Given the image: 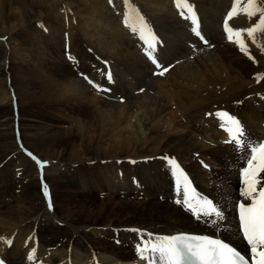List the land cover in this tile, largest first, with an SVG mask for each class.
<instances>
[{"label": "bare ground", "instance_id": "1", "mask_svg": "<svg viewBox=\"0 0 264 264\" xmlns=\"http://www.w3.org/2000/svg\"><path fill=\"white\" fill-rule=\"evenodd\" d=\"M184 5L197 9L205 46L175 15ZM104 6L129 21L123 34ZM233 7L229 27L241 31L245 51L220 28ZM246 7L247 0H0V37L8 35L0 47V173L13 170L30 191L12 203L0 197L4 264H148L137 247L174 233L238 247L228 213L246 188L235 168L243 155L226 143L216 114L239 119L247 140L264 136V30L247 34L260 13L248 16ZM131 23L141 25L133 31ZM137 35L165 75L147 80L153 70L133 46ZM165 159H175L194 195L212 199L222 220H197L175 204L183 195Z\"/></svg>", "mask_w": 264, "mask_h": 264}, {"label": "snow or ice", "instance_id": "2", "mask_svg": "<svg viewBox=\"0 0 264 264\" xmlns=\"http://www.w3.org/2000/svg\"><path fill=\"white\" fill-rule=\"evenodd\" d=\"M184 6L193 17L192 23L195 24V12L190 6ZM236 11V7H233L227 14L223 27L228 33V38L231 40L235 36L240 44L241 51H245L244 42L239 40L241 31H234L233 28L229 27L228 23ZM243 11L248 16H254L257 12L260 13L259 23L255 27L247 29L249 36H253L257 30H264V6H258L256 0H247V7ZM193 30L195 31V29ZM141 35L143 37V29H141ZM196 36L200 37L198 31H196ZM148 47L149 49L153 48V44L149 43ZM147 55L157 68L162 69L158 73L159 75H163L168 71L167 67H163L153 58L152 51H148ZM83 79L90 85L93 84V81L86 75L83 76ZM108 79H111L110 74ZM216 115L227 117V121L231 125L225 128L230 137L226 143L247 157V166L242 170L246 188L241 195L245 198H250L251 203L245 204L241 202L238 204V221L242 239L250 246V259H246L245 255H242L234 247L220 239L181 234L163 236L154 242H146L142 247L138 246L139 258L147 259L148 264H264V184L261 183L260 178V173H264V142L254 144L250 140L245 139V132L241 122L228 113H217ZM221 126L224 127V125ZM33 159L36 158L33 157ZM37 163L39 164L40 162L37 161ZM168 163L171 165L172 174L176 177L177 191H179L181 181L184 183L183 198L182 200L177 199L176 203H183L197 220L212 216L222 220V210L211 199H196L189 196V192L194 191V189L190 188L187 176L184 175L175 159H169ZM44 195H48L46 188ZM211 222L215 224L217 220H212ZM146 252L149 253L148 257H145ZM29 259H32V257L29 256Z\"/></svg>", "mask_w": 264, "mask_h": 264}, {"label": "rangeland", "instance_id": "3", "mask_svg": "<svg viewBox=\"0 0 264 264\" xmlns=\"http://www.w3.org/2000/svg\"><path fill=\"white\" fill-rule=\"evenodd\" d=\"M64 1H69V0H64ZM127 2L129 3V4H131V0H127ZM66 3V2H65ZM105 5H108V4H105ZM104 8L105 9H103L102 8V10L104 11V12H106V13H109L110 14V17L111 18H109V20L110 21H113V22H115L116 23V26L118 27L119 26V29L120 28H124V22H129V21H127V19H118V17L117 16H114L113 15V13H112V7H110V6H104ZM192 8V10L195 12V20L197 21L198 20V22L196 23L198 26H199V22H200V19H199V14H198V12H197V9L195 10L193 7H191ZM94 9H96V8H94ZM190 13L187 11V8L185 7L184 8V10H183V15L182 16H187V19H190ZM183 19V18H182ZM184 20V19H183ZM185 21V20H184ZM119 22V23H118ZM123 22V23H122ZM38 23H39V25L41 26L42 25V23H43V20H40V21H38ZM185 23H186V26H187V29H188V31H189V34H191V36L194 38V39H196V41L197 42H199V40H202L203 39V34H200V37H197L196 36V31H198L197 30V26H196V24L194 25V24H192V23H187L186 21H185ZM131 25V27L133 28V31L134 30H136V29H138V25H141V24H139V23H136V24H133V23H131L130 24ZM196 26V27H195ZM27 29V28H26ZM122 29H120V32H121V34H123V31H122ZM193 29H195V31L193 30ZM131 35H132V31L127 35V36H125L126 37V42L130 39V37H131ZM195 35V36H194ZM3 38V39H2ZM136 38V39H135ZM199 39V40H198ZM7 40H8V35H4L3 37H0V47H7ZM187 42H189V43H191L190 41H187ZM200 43V42H199ZM192 44V43H191ZM133 46L136 48V49H138L141 53H143V54H145L146 55V58H144V57H142V56H140V55H138L137 53V55L139 56V58L146 64V66L145 67H148V69H149V67L151 66L152 67V70H156V67H154V66H152L151 64H149V62H148V59H149V57H148V55H147V49H146V46L144 45V43H143V41H142V38L140 37V36H134L133 37ZM138 46H139V48H138ZM171 48V44L169 43V44H167V48L164 50V56H163V58L164 59H167V56H168V51H169V49ZM190 48H193V47H190ZM198 65V64H197ZM191 67V64H188V67ZM88 67H90V66H88ZM97 68V71H98V66L96 67ZM124 69H127V71H128V74H127V76H131L132 77V70H134L133 68H135V67H133L132 65H127V66H125V67H123ZM190 69V68H189ZM197 69L199 70V69H201L199 66L197 67ZM100 70V69H99ZM5 73L6 74H8V71H5ZM150 73V72H149ZM147 74V80H149L150 81V79H151V73L150 74ZM166 73H164L163 75H165ZM139 76H140V73H136V76L134 77V80H136V78L138 79L139 78ZM152 85H153V83H151L149 86H148V88H145L144 86H142V85H140V89L141 90H145V89H148L149 91H150V89H151V87H152ZM150 88V89H149ZM174 100H175V98L174 97H172V99L171 100H169L170 102H174ZM201 122H202V119H203V114H201ZM231 146V145H230ZM42 163L44 162L43 160L41 161ZM53 162H57V161H53ZM197 162H198V160H197ZM46 165H48L49 166V163L48 164H46ZM46 165H44L45 167L44 168H48V166H46ZM12 174H11V173ZM203 171L199 174V175H196V174H194L193 175V177H194V180H196V181H201V179H197L198 177L199 178H201L202 176H203ZM17 178V177H16ZM15 178V179H16ZM14 179V177H13V170H11V171H7V172H2V173H0V186H1V188H0V197H3L4 199H5V201H8L9 203H12L14 200V202H16L18 199H19V197H20V195H24L25 196V194L27 195V198L28 199H30L29 197H28V195L30 194V191L28 190L27 191V193H26V190L25 189H23V187H22V183H21V181H20V179L19 178H17L16 180ZM21 183V184H20ZM41 187H43V185L41 186ZM1 193H2V195H1ZM208 197V196H207ZM181 198H183V197H181ZM51 200V199H50ZM52 201V200H51ZM71 202V203H70ZM72 201H67V207L69 208V209H73V207H74V205L72 204ZM70 207H69V206ZM232 209V208H231ZM231 209H230V211H231ZM47 211V210H46ZM232 213V212H231ZM56 220H58V219H56ZM59 221V220H58ZM66 227H68V228H70V227H72V226H70V225H67ZM79 229L80 230H86L85 228H83L82 226H79ZM182 230H185V231H192V230H190V229H188V228H186V229H182ZM202 232H203V230H202ZM210 233H212L211 231H210ZM14 241V240H13ZM16 250H18V249H16L15 248V250H14V248H12V250H11V252H15L13 255H12V257H15V256H17V254H16Z\"/></svg>", "mask_w": 264, "mask_h": 264}]
</instances>
